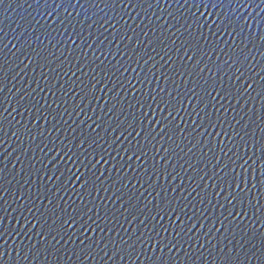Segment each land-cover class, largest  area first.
<instances>
[{"label": "water", "instance_id": "1", "mask_svg": "<svg viewBox=\"0 0 264 264\" xmlns=\"http://www.w3.org/2000/svg\"><path fill=\"white\" fill-rule=\"evenodd\" d=\"M0 264H264V0H0Z\"/></svg>", "mask_w": 264, "mask_h": 264}]
</instances>
